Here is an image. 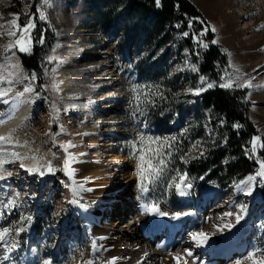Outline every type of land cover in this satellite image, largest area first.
<instances>
[{
    "label": "rangeland",
    "instance_id": "374dc122",
    "mask_svg": "<svg viewBox=\"0 0 264 264\" xmlns=\"http://www.w3.org/2000/svg\"><path fill=\"white\" fill-rule=\"evenodd\" d=\"M189 1L202 14L204 21L202 26L208 29L204 36L210 34L213 40L217 41L215 45L225 52L228 62L230 61L234 67L246 74L245 79H252L251 89L240 90L244 92L245 100L250 105L252 122L259 135L264 137V0ZM99 2L100 0H58L57 7L46 9L49 22L36 19V27L32 31L33 41L37 39L41 29L45 30V39L43 45L33 44L32 53L38 46L40 53L45 54L44 57L56 55L64 61L63 64H57L55 61L49 63L43 58L45 73H48L45 75L48 84L50 85L51 82V69L59 65L64 66L72 82L68 95H61L60 91L55 92L50 86L47 91L38 89L41 95L34 97L37 112L32 124H29V132L34 135L38 143H41L44 152L50 155L52 152L57 153L59 160L53 165L56 173H61L63 151L53 148L50 142L51 137L46 135L49 128L53 132L60 131L58 125L49 123L52 112L50 105L52 101H55L57 106H66L72 102L80 104L79 108L71 109L67 113L61 112L59 122L63 124L64 131L58 136L57 144L66 140L73 141L76 147L70 148L69 152L74 156L76 165L84 161L79 154L86 151L89 156H94V158L90 157L89 163L94 161L97 165L104 167V172L110 177L109 182L115 188L116 201L121 193L127 195L123 205L117 204L119 209L116 215H122L130 206L136 209L142 208L140 206L142 202L151 200H156L160 208L164 210L193 212L194 215L188 217H198V222L196 221L195 228L190 231L205 228L211 232L210 236L213 237L210 238L211 242L208 247L215 244L214 252L218 253L221 250L231 252L227 248L219 249L220 245L228 246L227 242L230 239L235 242L237 248L243 249L240 252L235 249L227 260L217 259L204 254L205 248L203 247L207 246L208 242L203 244L202 248L196 246L195 242H187L183 244L181 250L185 251L193 246L199 247L201 255L194 259L187 257L185 252L181 261L187 259V264H209L216 260L220 264L229 262L236 264L238 260H242L243 264H250L245 259L247 253L254 248L264 249V199L258 195L257 186L259 184L254 188L252 195L247 196L235 190V182L224 184L223 180L196 179L188 175L193 188L187 200L176 194L175 189L167 190L164 181H161L159 187L144 201L138 200L141 194L137 186L136 162L129 154L131 141L140 130L148 135H168L169 127L163 125L158 129L155 128L149 122L150 113L145 121L149 127L141 129L138 126L139 120L144 118L133 119L129 115L132 111L130 85L133 82L148 84L149 82L155 83L156 80L164 81V77L169 73L182 74L179 70L181 66L178 64L179 55L175 45L163 46V51L160 52L158 49L152 50L142 30L143 18L127 13L121 0H110L108 3L111 5L108 4V7H100ZM37 6H39L38 0H0V33H4L0 35V59L4 55V46L11 39L6 35L7 22L16 18L15 14H19V20L23 23L28 15L35 13ZM10 7H16V10L19 9L20 12L9 11ZM212 28H215V32L211 31ZM51 40L52 43L48 45ZM58 44L59 47H57ZM53 48L56 49L55 52L52 51ZM17 55L19 57L20 53ZM130 62H134V70L127 67ZM193 63L187 55L186 68H189L188 64ZM110 75L114 76L110 77ZM181 76L183 77V74ZM17 87L21 88L22 85ZM111 93L119 99V107L110 113V119H108V116L98 111L96 103L104 95L108 96L106 99L102 98L103 100L110 99ZM201 95H191L189 100L191 102L187 103V111L183 112L186 117L184 128L189 130L188 135L193 140H204V136L209 137V133H214L208 120V113L201 106ZM61 99L63 102L60 101ZM158 102L159 100L157 105ZM253 102H255L254 105ZM7 109L8 106L0 103V112H5ZM121 109L124 111L123 114ZM198 112L201 115L194 117ZM175 161L169 164V169L173 165L176 167ZM116 165L119 171H122L123 167L126 169L124 178L119 176L120 173L112 175ZM8 166L13 171V175L10 180L0 181V210L6 213L10 211L11 215H5L3 225L13 219L18 220L21 214L25 216L31 214L34 219L31 227L28 228L30 230L27 229V232L21 233L15 239L20 242V249H24L26 255L31 249H38L40 259L35 261L36 258L31 259L30 254L29 259L25 256L21 263L20 259L13 256L5 264H28V262L39 264V261L47 255L54 257L55 264H74V258L76 262L80 260L81 251L85 253L84 259L106 260V257L99 251L94 256L91 252L90 246L93 240L96 241V237L86 229L81 209L79 213L76 205L65 203L66 198H71L70 190L64 187L66 182L70 183L68 177L64 175L56 180L52 174L48 173L43 177L29 175L20 169L19 163L16 162ZM31 193L37 195L32 197ZM90 195H92L90 191H82L81 201L99 210L103 202H88L85 196ZM8 199H15L16 207L5 208ZM230 203H246L248 208V215L239 224L233 225L236 231H239L237 237H233L235 229L230 231L225 228L220 231L212 226L221 211L229 210ZM113 207V204L111 207L106 206L102 212L105 213L106 225L113 224L114 212H116ZM54 210L60 212L61 215L53 216ZM77 213L79 215L75 217ZM67 227L72 228L73 231H67ZM51 235H54L55 239L50 237L49 241L52 245L46 251L45 248L49 246L45 241ZM162 235L164 234L161 231L148 234L153 237L152 242L155 247L159 239L163 238ZM62 237H65V240L60 244V254L56 255L57 243ZM176 250L174 249L173 252ZM4 253V249L0 247V261L3 260V256H9ZM203 261L205 263H202ZM175 264H180V262Z\"/></svg>",
    "mask_w": 264,
    "mask_h": 264
},
{
    "label": "snow or ice",
    "instance_id": "6c2138e0",
    "mask_svg": "<svg viewBox=\"0 0 264 264\" xmlns=\"http://www.w3.org/2000/svg\"><path fill=\"white\" fill-rule=\"evenodd\" d=\"M156 7H161V0H153ZM35 13H32L26 17L23 23L19 20V14H15L16 18L11 19L7 22L6 35L11 39L3 48V57L0 59V103L8 106L7 112H0V125H3L7 120H11L15 111L23 104L32 103V96H40L41 92L37 90L36 85L39 84V88L47 91L49 86L55 92L60 91V83L57 81V68L51 69V82L41 83L39 76L34 72H28L24 69L21 60L17 53L20 54H31L34 43L44 44V29L40 30L37 39L33 41L32 31L36 27V19L40 21L49 22V16L46 9H54L58 6V0H38ZM179 8V5H176ZM201 25L204 24L203 20H200ZM193 20L189 19L186 25L188 30L180 33L183 37H189L192 29ZM174 27L179 28L180 24L177 23ZM208 31L206 28H202L198 34L193 35L195 43L207 49L209 44L205 42L202 37L204 33ZM215 32V28L211 29ZM4 33H0L3 35ZM59 35V33H57ZM212 44L217 41L212 40ZM60 45L58 44L57 47ZM55 48L52 49L55 52ZM163 51V49H160ZM184 52L187 55L189 53L188 48H184ZM197 57L199 52L196 53ZM49 63L55 61L57 64H63L64 61L56 55H48L44 57ZM127 67L130 70H134V62H130ZM179 67V66H178ZM193 72L198 71L195 64H188ZM231 69V71H229ZM180 71H183V67H179ZM48 75V73H45ZM244 73L239 68L234 67L231 62H228L227 67L224 69L223 75L219 76V80H207L204 75L199 77V82L196 87L188 88L186 91L194 96H200L201 93L206 92L209 89L219 87L223 90H238V89H251L252 79H245ZM18 85H22V88H18ZM162 85L160 84H141L139 82H133L130 85V91L132 93V99L130 106L132 111L129 115L133 119L143 117L144 119L139 120L138 126L141 129H147L149 124L145 121L149 117V113L152 110H156L154 114L160 115L166 120H171L173 115L178 113H170L165 115L167 109L159 107L157 101H164L167 99L165 92L161 90ZM27 94V95H26ZM191 102V101H189ZM255 102H253V105ZM51 116L50 124H56L59 126V132H53L51 128L47 131L46 135L51 137V145L53 148H58L63 151L64 159L62 162L63 174L69 178L70 183L66 182L64 187L70 190L71 198H66L65 203L69 205H76L83 213H87L89 205L83 203L80 199L82 191L91 189H85L84 183H77L76 169L72 167L75 162L74 156L69 152L70 148L76 147L72 140L62 141L57 144L58 136L63 133L64 126L59 122V116L61 112L67 113L71 109L81 107L77 103H68L66 106H57L55 101L51 102ZM224 118L219 119V124H224ZM207 128V125H205ZM234 129H241L243 126L239 122H234L231 125ZM188 129L185 128L183 132L178 135H148L145 131L140 130L131 141L130 155L136 162V175L138 177V189L140 196L138 200L144 201L148 195L159 187L161 181H164L165 188L167 190L175 189L176 194L181 197H187L191 194L193 188L192 183L188 179V172L176 168L174 165L169 169V164H172L174 160H179L183 164H188L192 160H199L206 158L210 147L215 146V141L212 140V133H209V137L206 140L194 139L190 140L185 144L186 134ZM16 129L10 130L7 134H0V145L8 144L13 147L27 148L29 146L28 141H20L14 138ZM87 135V133H84ZM226 143V139L223 140ZM244 154L247 158L253 159L257 165L255 170L238 182L234 183L235 190L242 192L247 196H251L254 188L257 184L264 188V137L259 134L252 135L250 139L242 146ZM32 151L31 149L29 150ZM39 150H35L31 155L22 154L15 150H4L0 148V181L6 180L8 177L13 175V171L6 168V164H14L19 161V168L23 169L29 175L45 176L46 173L55 175L56 168L54 167L52 160L48 159L47 156L38 155ZM56 152H52V156L55 157ZM83 156L85 153H80ZM25 160L31 163H25ZM203 177H201L202 179ZM87 181V178H84ZM36 193H31L30 196L35 197ZM145 211H150L154 215L161 217H169L173 220H179L185 216L194 215L193 212L176 210V211H163L156 200L148 202H142L140 205ZM16 207L15 199H8L5 204V208L12 209ZM229 210L221 211L213 221V228L217 230H224L225 228L231 229L234 224H239L242 219L248 215V208L246 203L228 205ZM5 215H11V212H5L0 210V218ZM53 216L61 215L60 212L53 211ZM33 216L31 214L25 216L21 214L19 219H13L7 224L0 225V247H2L11 258V254L21 248L20 242L15 239L19 237L21 233L25 232L31 227L33 223ZM211 219V218H210ZM212 233H205L203 230L190 231L188 235L195 243L200 246L207 243L208 237ZM103 239V237H101ZM91 252L93 256L98 251V245L95 240L91 243ZM33 253H36V249H31ZM186 256L192 257L193 253L191 250L186 249ZM259 253V255H258ZM85 253L80 252V260L75 261L74 264H116L118 257H111L109 259H84ZM148 254L144 253L146 257ZM250 264H264V249L254 248L247 253L245 257ZM175 260L180 264H187V259L181 261V256L177 255ZM39 264H55L54 257L51 255L45 256L39 261ZM138 264H142L138 262ZM236 264H243L242 260H238Z\"/></svg>",
    "mask_w": 264,
    "mask_h": 264
},
{
    "label": "trees",
    "instance_id": "16d2710c",
    "mask_svg": "<svg viewBox=\"0 0 264 264\" xmlns=\"http://www.w3.org/2000/svg\"><path fill=\"white\" fill-rule=\"evenodd\" d=\"M110 0H100V7H108ZM127 13L137 15L143 18L144 26L142 27L146 42L151 45L152 50L162 49L163 46L175 45L178 51V64L184 68L182 74H166L164 81L156 80L155 83L162 85V91L165 92L167 99L158 102V108L167 109L165 115H173L171 120H166L160 115L154 114L156 110L150 112L149 122L155 128L163 125L169 127V136L178 135L183 132L186 117L183 112L187 111V103L191 99V94L186 90L196 87L199 77L204 75L207 80H219L223 70L227 67L228 60L225 52L221 47L212 44V36L202 37L208 42L207 49L198 46L193 35L198 34L203 26L200 20H203L201 12L189 0H161V7H156L153 0H121ZM179 5V8L176 5ZM9 11L20 12L16 7L8 8ZM189 19L193 20L192 29L189 37H183L181 32L188 30L186 28ZM177 23L180 27H174ZM103 25V23H100ZM55 40V39H54ZM178 40V41H177ZM52 43L49 42L48 45ZM184 48H188L187 54L192 63L198 67L194 72L186 68V54ZM40 47L36 46L32 54H20V60L24 69L28 72L34 71L41 79V83H48L45 77V68L43 58L45 54L40 53ZM199 52L197 57L196 53ZM37 90L39 85H36ZM185 105V106H184ZM201 106L208 113V120L214 129L212 140L215 146L210 147L206 158L192 160L188 164H183L176 160V168L186 170L188 175L196 179L210 178L213 180H223L224 184L239 181L246 175L255 170L257 165L253 159L245 156L243 145L252 135L259 134L250 117V105L244 97V92L240 89L228 91L219 87L209 89L201 95ZM122 114L124 113L121 109ZM193 114V113H192ZM201 115L198 112L194 117ZM224 118L225 123L219 124V119ZM239 122L243 127L239 130L231 127L232 123ZM202 134V133H201ZM204 136V133H203ZM204 140L208 137L204 136ZM226 139V143L223 140ZM193 140L188 133L186 134L185 144ZM56 180L64 177L63 171L52 175ZM258 195L264 199V188L257 186ZM80 213V209H77ZM77 213L75 217L79 215ZM30 229H28L29 231ZM27 232V231H26Z\"/></svg>",
    "mask_w": 264,
    "mask_h": 264
},
{
    "label": "bare ground",
    "instance_id": "6f19581e",
    "mask_svg": "<svg viewBox=\"0 0 264 264\" xmlns=\"http://www.w3.org/2000/svg\"><path fill=\"white\" fill-rule=\"evenodd\" d=\"M56 68V79L57 81H62L64 66L59 65ZM66 88V82H64L62 85L60 83V89L62 91L61 95H64ZM32 100L35 101L34 96H32ZM36 105V102L21 105L15 111L11 120H7L3 125H0V134H7L10 130L16 129L14 138L19 139L22 142L25 140L28 141L29 146L27 148H22L4 144L0 145V148H3L4 150H15L21 152L22 154L28 155H31L33 152H35V150L38 149V155L47 156L48 159L52 160V163H56L59 160V157H53L52 155L44 152L41 143H38V140H35L34 135L29 132V124H32L35 115L34 114L32 117V109L34 107L36 108ZM7 110L5 112H7ZM31 118L32 121L29 123ZM30 149L32 150L31 152L29 151ZM83 153H85V155L81 156L80 158L84 161L79 165L74 163L72 167L76 169L75 179L77 183L84 182L85 189H91L90 192L92 195L85 196V199L92 203H97L99 201L103 202L99 210H95L91 205H89L88 212L83 213V218L85 220L84 225L86 229L96 237L99 253L106 257V259H109L113 256L118 257L116 264H138V262L141 261L142 264H175L178 262L175 260L177 255H180L181 259H183L185 254V251L181 250L183 244L187 242H195L186 233L189 232L190 229L195 228L196 223L198 222V217L190 218L185 216L179 220H173L169 217L154 215L152 212L145 211L143 208L136 209L132 206L125 210L122 215H116L117 210L119 209L118 205L124 204L125 200L127 199V195L121 193L118 201H116L115 188H113V185H111L109 182L110 177L104 172V167L99 166L100 164L97 165L94 161L89 163L88 160L90 161V157L94 158V156H89V153L86 151ZM16 163H19V161ZM25 163L31 162L25 160ZM5 167L10 169L8 164H6ZM119 170L120 169H118V165H116L112 175H118L120 173L119 176L124 178L126 169L123 167L122 171ZM84 178H87V181H85ZM6 180H10V177H8ZM183 198L187 200L188 196ZM112 204L114 205V211L116 210V212H114L113 224L106 225V219H104L105 213L103 214L102 212L106 209V206L111 207ZM161 210L171 212V210L168 209L164 210L161 208ZM235 228L236 227L226 229L233 231ZM200 230H203L205 233H209V231H207L205 228ZM157 231L163 232L164 235H162L163 238L159 239L158 244L155 247V244L152 242L153 237L148 236V234L149 232L156 233ZM237 236H239V231H236L235 229L233 231V237ZM101 237H103V239H101ZM211 237L213 236L208 237L207 246L203 247V245H200L201 248H205L204 254H209L208 257L211 256L212 258L217 259L225 258L227 260L230 258V255L233 253V251H235V249H238L239 252L241 249H243L241 247L237 248L235 242L230 239L227 242L228 246L220 245L219 249L227 248L231 252H228L227 250H221L220 252L216 253L213 251L215 244L208 247L209 243L211 242ZM195 245L197 246L196 243ZM174 249L177 250L173 252ZM198 249L199 247L194 246L192 248H188V250L192 251V257L194 259H197L201 255V252ZM144 253H147L148 255L145 257ZM4 254L7 255V253ZM38 255L39 252L37 250L36 253L31 254V259L33 258L34 260ZM6 258L7 256H3V260L0 261V264L7 263L8 258ZM202 263H205V261ZM209 264L220 263L214 260ZM228 264H235V262H229Z\"/></svg>",
    "mask_w": 264,
    "mask_h": 264
}]
</instances>
